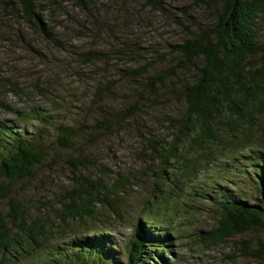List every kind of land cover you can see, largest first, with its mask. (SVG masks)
<instances>
[{"label": "trees", "instance_id": "trees-1", "mask_svg": "<svg viewBox=\"0 0 264 264\" xmlns=\"http://www.w3.org/2000/svg\"><path fill=\"white\" fill-rule=\"evenodd\" d=\"M113 1L114 6L97 0H8L3 9L20 15L45 39L55 38L51 31L57 27L55 13L62 8L60 4L67 2L72 4L63 7L77 8L86 19L98 24L97 35L107 28L106 20L108 29L119 28L125 33L137 30L138 22L144 21L129 11L133 3L144 2L145 7H156L164 14L167 11L163 0ZM178 9L181 17L169 18L176 22L174 28L179 38L171 46L162 69L147 75L143 68L138 71L141 97L133 103L111 107L98 91L93 103L82 111L62 101L48 100L53 109L58 105L56 115L42 106H37L35 112H11L9 118L0 115V204L5 199L11 201L9 212H14L9 214L11 219L28 214L10 191L12 183L35 178L61 163L69 165L78 183L53 205L59 207L58 225L46 227L52 224L48 211H45L48 219L34 217L35 226L17 223L8 229L0 220V264L15 258L28 246L36 254L54 235L70 228L90 232L89 248L85 239L75 240L76 254L83 253L79 258L81 264H89L86 258L96 264H110L105 255L117 253L116 243L105 230L109 229L106 220L96 213L116 197L113 191L122 188L128 178L120 174L113 180L97 178L84 188L75 187L83 182L82 169L94 159L90 153L96 156L92 146L105 137L111 140L124 132L130 135L133 129L148 124L160 133L147 137L150 157L157 159L152 182L158 193L155 192L152 202L163 200L157 219L160 225L168 226L165 233L152 214L157 245L170 246V236L179 234L180 216L188 200L212 202L208 209L216 214V222L210 230L202 232L214 241L264 229V39L260 30L264 0H190ZM201 10L205 12L203 15L194 14ZM134 34H129L131 38L121 44L123 54L130 52L133 58L138 53ZM60 47H64L62 42ZM94 49L77 53L76 60L103 59L102 51ZM95 73L103 81L116 83L107 74L106 64ZM103 81L97 85L98 89H104ZM178 107L181 113L175 115ZM16 125L33 131L21 136ZM90 144L91 149L86 150ZM256 154L260 156L257 159ZM236 171L247 179H238ZM171 190L178 193L174 201L165 199L172 198ZM109 209L116 212V206ZM72 248L62 252L56 249L54 258L60 264L69 263ZM155 250L144 264L158 255ZM241 251L264 252V244L255 248L244 240Z\"/></svg>", "mask_w": 264, "mask_h": 264}, {"label": "rangeland", "instance_id": "rangeland-1", "mask_svg": "<svg viewBox=\"0 0 264 264\" xmlns=\"http://www.w3.org/2000/svg\"><path fill=\"white\" fill-rule=\"evenodd\" d=\"M97 1L114 6L113 0ZM7 2L8 0H0V115L9 118L11 112L23 110L35 112L37 106L46 107L56 115L58 105L53 109L48 100L62 101L71 108L82 111L83 107L93 103L92 98L98 91L103 101L111 107L120 108L122 104L133 103L141 97L142 84L138 83V71L143 68L147 75L162 69L170 55L171 46L179 38L175 30L176 22L169 17H181L178 7L190 3V0H163L162 4L167 7L165 14L156 7H145L144 2L133 3L129 6L131 7L129 11L144 21L142 24L141 21L138 22L137 30L132 29L134 32L125 33L119 28L108 29L110 25L106 20L107 28L102 30L100 35L96 32L99 27L96 22L86 19L77 8L70 10L63 7L72 3H63L60 4L62 8L55 13L57 27L51 29L55 37L53 39H45L42 33L24 21L20 15L5 11L3 6ZM196 13L203 15L205 12L201 10L194 12ZM48 25L52 27L49 18ZM260 30L264 39V19L260 22ZM129 34H134L138 40V53L135 58L130 52L123 54L121 44L131 38L132 35ZM60 42L63 43V48L60 47ZM91 48L101 50L104 58L96 62L76 60L77 53ZM104 64L107 74L115 78L116 83L103 81L101 75L95 73ZM135 66L138 70H135ZM101 81L104 89L97 88ZM180 113L179 107L174 110L175 115ZM143 123L147 124V121L144 120ZM130 124L133 122L130 121ZM149 125L133 129L130 135L124 132L111 140L105 137L92 146L96 156L90 153L94 159L89 162L91 165L82 169L83 182L75 187L84 188L97 178L106 177L113 180L120 174L128 178L122 188L113 191L116 195L120 189L127 190L130 187L128 192L118 195L116 212L112 213L108 207H102L96 213L99 218L106 220L105 225L109 229L105 230L115 240L116 254L124 264H129L127 260L129 238L140 215L145 211H151L159 224L157 217L162 212V199L156 202V207L150 203L155 194L152 169L157 159L153 160L150 157L147 137L160 136V133ZM16 126L21 136L23 133L33 131V128L25 131ZM171 129L172 127L169 129L170 132ZM104 141L106 143H103ZM89 149L91 144L86 147V150ZM72 175L73 171L69 165L61 163L40 172L35 178L12 183L10 191L21 207L28 210V214L24 217L20 215L15 220L11 219L9 214H14L9 212L11 201L5 199L0 204V220H3V225L8 229L17 223L35 226L34 217L40 215L41 218L48 219L45 211H48L52 222L51 225L46 224V227L60 224L56 215H59V207L53 205L57 204L62 194L78 184ZM236 175L240 180L247 179L237 171ZM171 195L172 198L165 199L174 201L178 193L171 190ZM212 206L209 200H188L180 216V232L170 236L168 240L170 246H167L169 252H165L164 255L166 260L162 259L164 264H264V252L252 254L241 251L244 240H249L255 248L264 244L263 229L233 235L219 242L202 232L210 230L216 222V214L208 209ZM202 208L205 209L198 212ZM159 227L161 228L160 224ZM89 233L70 228L54 235L48 245L52 252L60 247H73L72 257L67 264H81L79 258L83 253L76 254L75 240L85 239L84 244L89 248L91 245L90 238L87 237ZM32 247L34 248V245ZM35 252L36 250L28 246L21 249L15 258L4 261L3 264H32ZM154 252L159 253L156 250ZM55 260L60 264L57 258Z\"/></svg>", "mask_w": 264, "mask_h": 264}, {"label": "bare ground", "instance_id": "bare-ground-1", "mask_svg": "<svg viewBox=\"0 0 264 264\" xmlns=\"http://www.w3.org/2000/svg\"><path fill=\"white\" fill-rule=\"evenodd\" d=\"M135 70H138L137 66H135ZM251 147H255V145H251ZM257 154L254 156V158H259ZM236 163H239L237 160H235ZM130 188V187H129ZM128 188V189H129ZM128 189H120L116 193V197L112 199L110 203H107L106 207L115 206L116 200H118V195H123L124 193L128 192ZM154 193H158L156 190L157 188L154 185ZM154 196V194H153ZM153 198V197H152ZM151 198L150 203H153V199ZM156 207V201L153 203ZM153 212L151 211H145L140 215V218L138 219L137 224L133 228V232L131 237L129 238V244L127 247V256L129 264H144V261L148 260L151 257V254L153 253V249H156L158 255L153 256L152 262L150 264H164L163 260H166L164 255L165 251L161 250L159 245L155 244V231L153 230V220L152 215ZM162 230L167 233L168 226L166 224L160 225ZM105 245H107V242L104 241ZM59 252H62L65 250L64 247H60L57 249ZM132 250V252L130 251ZM159 250V251H158ZM84 255L86 256V253L84 251ZM105 255V254H104ZM33 261L32 264H57L52 249L48 244H45L41 250H39L36 254L33 255ZM32 256V257H33ZM109 261L110 264H124L119 258L115 252H110L109 256L105 255ZM31 257V258H32ZM135 258V259H134ZM163 259V260H162ZM89 264H96L97 262L91 258L85 259ZM157 260V262H156ZM117 261V262H112Z\"/></svg>", "mask_w": 264, "mask_h": 264}, {"label": "water", "instance_id": "water-1", "mask_svg": "<svg viewBox=\"0 0 264 264\" xmlns=\"http://www.w3.org/2000/svg\"><path fill=\"white\" fill-rule=\"evenodd\" d=\"M264 230V229H263ZM87 251V250H86ZM154 253H156V252H154Z\"/></svg>", "mask_w": 264, "mask_h": 264}]
</instances>
